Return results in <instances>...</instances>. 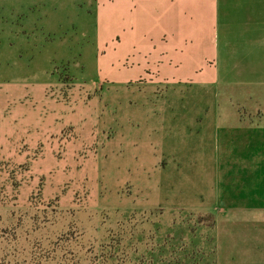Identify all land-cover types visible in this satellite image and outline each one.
<instances>
[{"label":"crops","instance_id":"0c3cea01","mask_svg":"<svg viewBox=\"0 0 264 264\" xmlns=\"http://www.w3.org/2000/svg\"><path fill=\"white\" fill-rule=\"evenodd\" d=\"M103 17L135 53L126 67H111L121 85L115 91L125 93L112 127L125 141L126 162L147 174L158 167L175 207H193L201 195L194 180L205 181L209 199L228 180V191L217 194L234 214L221 227L254 228L256 261L264 264V0H0V57L26 52L36 68L55 31H62L56 50L66 52L71 26L83 41L81 29ZM43 70L40 79L33 71L29 81L5 84L4 106H17L19 116L37 102L54 109L51 58ZM27 99L31 108L21 113ZM230 179L243 187L233 206L223 198L235 195ZM229 231L220 237V259L231 255Z\"/></svg>","mask_w":264,"mask_h":264},{"label":"rangeland","instance_id":"374dc122","mask_svg":"<svg viewBox=\"0 0 264 264\" xmlns=\"http://www.w3.org/2000/svg\"><path fill=\"white\" fill-rule=\"evenodd\" d=\"M91 26L80 28L83 41L78 25L69 28L66 52L56 50L62 31H55L36 68L26 62L29 53H1L0 264H258L255 229L221 227L234 214L217 194L228 191V180H219L211 199L205 181L194 180L201 195L193 207H175L158 167L147 174L126 162L125 141L112 127L125 93L115 91L121 85L111 67H126L135 53L108 19ZM46 58L57 79L47 90L54 109L37 102L19 116L17 106H4L5 84L29 81L33 71L40 79ZM26 101L21 113L31 108ZM230 180L235 195L223 198L233 206L243 187ZM226 230L231 255L220 259Z\"/></svg>","mask_w":264,"mask_h":264}]
</instances>
